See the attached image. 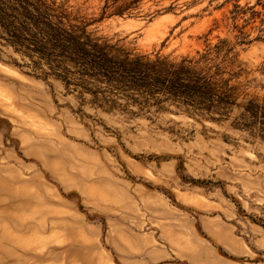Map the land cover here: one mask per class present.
<instances>
[{
	"label": "rangeland",
	"instance_id": "374dc122",
	"mask_svg": "<svg viewBox=\"0 0 264 264\" xmlns=\"http://www.w3.org/2000/svg\"><path fill=\"white\" fill-rule=\"evenodd\" d=\"M55 1L134 54L177 61L228 38L238 101H264V15L251 43L235 37L249 17L236 5L257 0H143L122 15L125 0ZM90 97L0 41V264H264V140L232 124L240 108L137 115Z\"/></svg>",
	"mask_w": 264,
	"mask_h": 264
},
{
	"label": "trees",
	"instance_id": "16d2710c",
	"mask_svg": "<svg viewBox=\"0 0 264 264\" xmlns=\"http://www.w3.org/2000/svg\"><path fill=\"white\" fill-rule=\"evenodd\" d=\"M142 1L125 0L114 12L131 13ZM258 5L264 9V0L251 6L236 5L235 18L249 14L235 36L237 43L264 39V33L250 39V33L244 31L250 21L264 15L256 9ZM107 8L108 3L104 14ZM87 26L55 0H0V41L27 57L45 77L53 75L66 87L73 86L80 98L89 93L92 104L112 110L122 97L125 111L137 115L173 104L213 120L229 119L238 107L241 111L232 124L264 140V101H238V85L232 80L243 68L235 65V46L228 38L208 44L196 56L176 61L167 56L134 54L95 37ZM130 105L138 109L129 110Z\"/></svg>",
	"mask_w": 264,
	"mask_h": 264
}]
</instances>
